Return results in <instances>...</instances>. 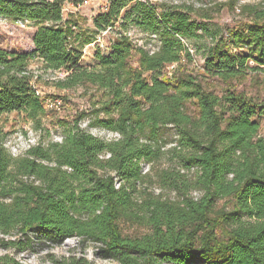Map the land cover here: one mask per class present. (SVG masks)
Wrapping results in <instances>:
<instances>
[{
	"label": "trees",
	"instance_id": "trees-1",
	"mask_svg": "<svg viewBox=\"0 0 264 264\" xmlns=\"http://www.w3.org/2000/svg\"><path fill=\"white\" fill-rule=\"evenodd\" d=\"M86 1L0 0L1 17L39 24L31 52L0 48V116L36 122L45 114L28 73L35 60L66 73L59 89L82 87L89 97L61 142L14 157L0 141V246L24 253L75 239L116 264H264V135L256 120L264 103L231 88L264 70V8L241 6L250 21L225 33L211 26L208 9L188 3L108 0L91 30L62 18L65 3ZM108 28L117 31L105 44L98 37ZM131 29L156 36L157 49L134 44ZM200 50L202 73L190 67ZM213 79L226 85L220 94ZM83 120L116 138L93 136ZM121 223L146 233L131 238ZM0 264L18 263L4 255Z\"/></svg>",
	"mask_w": 264,
	"mask_h": 264
},
{
	"label": "rangeland",
	"instance_id": "rangeland-1",
	"mask_svg": "<svg viewBox=\"0 0 264 264\" xmlns=\"http://www.w3.org/2000/svg\"><path fill=\"white\" fill-rule=\"evenodd\" d=\"M108 0H87L81 6L74 7L71 3H65L62 8V18L72 19L78 23L83 30H91L92 19L97 15L99 9L107 3ZM151 2H165V3H188L194 4L196 8L203 6L209 10L212 17L211 26L219 28L220 31L238 30L243 24L250 21L246 15L239 12L243 5L259 6L264 8V0H236L237 5L234 10L231 9L230 3L233 0H148ZM224 6V7H223ZM39 24L29 22L24 28H18L12 20L0 24V48L8 52H31L33 49L32 36ZM117 31V29L114 30ZM114 33L106 34L102 40L105 44L114 39ZM128 36L134 44L142 46L145 50L153 52L157 49L159 42L157 39L151 38L135 29L128 31ZM234 53L241 54L244 51L239 49H232ZM204 50H200L194 57L193 64L199 73L203 71ZM137 58L132 57L131 64L137 67ZM249 66L255 67L253 62ZM29 71L33 78V85L39 92L41 99H55L62 101V107L59 111L46 110L41 118L33 122L29 120L25 114H8L0 116V141H3L5 148L9 153L16 157L30 147L38 143L47 144L48 142H61L63 135L68 129L73 126V123L78 116L86 111L89 106V97L82 87L75 89H59L54 81H48L51 75L45 72L42 63L39 60L30 62ZM176 69V64L167 65L164 73L170 76ZM211 88L216 94H220L222 90L226 89V85L222 82L213 79L209 81ZM237 92H242L247 98H251L255 102L264 103V70L250 72L244 81L232 82L231 88ZM43 105V104H42ZM260 123V134L264 135V119L256 118ZM82 129L87 130L90 134L103 140H111L116 138L115 134L98 129L88 128L87 120L79 123ZM168 140L172 141L174 137V130L169 127L163 130ZM174 162L162 161V167L173 165ZM147 169V167H144ZM194 176V175H193ZM149 189L156 194L159 193V187L152 181ZM163 195L175 200L176 194L174 192L163 191ZM197 196L196 193L193 194ZM222 202L218 207H221ZM122 232L124 235L131 238L137 237L146 233V230L138 226H132L127 223H121ZM3 238L0 236V239ZM34 252L18 253L3 249L0 246V257L4 255L9 256L18 264H71L73 260H84L87 264H116L109 260H103L96 254V249L93 244H86L80 246L75 239L66 240L59 247L42 248L35 246Z\"/></svg>",
	"mask_w": 264,
	"mask_h": 264
},
{
	"label": "built area",
	"instance_id": "built-area-1",
	"mask_svg": "<svg viewBox=\"0 0 264 264\" xmlns=\"http://www.w3.org/2000/svg\"><path fill=\"white\" fill-rule=\"evenodd\" d=\"M87 2V1H86ZM85 2V3H86ZM84 3V4H85ZM78 8V7H77ZM7 22V19L4 17L0 16V24ZM29 22L28 21H17L15 23V25L19 28H24ZM110 28H108L106 31H104L99 37L98 40H101L103 38L104 35L109 34ZM151 38L157 39L156 36L152 35ZM45 72L47 74H50L51 76L48 79V81H54L57 82L58 80H63L64 77L66 76V73L62 72V71H50V70H45ZM28 73L31 75V72L28 69ZM32 76V75H31ZM33 76L31 79V85L34 88L36 95L41 99V96L39 94V92L36 90V88L33 85ZM42 100V99H41ZM42 104H43V109L46 110H51V111H59L62 107V101L59 100L58 98L55 99H43L42 100Z\"/></svg>",
	"mask_w": 264,
	"mask_h": 264
},
{
	"label": "crops",
	"instance_id": "crops-1",
	"mask_svg": "<svg viewBox=\"0 0 264 264\" xmlns=\"http://www.w3.org/2000/svg\"><path fill=\"white\" fill-rule=\"evenodd\" d=\"M103 7V6H102Z\"/></svg>",
	"mask_w": 264,
	"mask_h": 264
}]
</instances>
